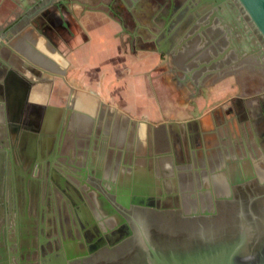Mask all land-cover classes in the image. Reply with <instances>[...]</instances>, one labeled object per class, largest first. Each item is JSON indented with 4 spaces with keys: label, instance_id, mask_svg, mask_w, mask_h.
I'll return each instance as SVG.
<instances>
[{
    "label": "water",
    "instance_id": "95a60500",
    "mask_svg": "<svg viewBox=\"0 0 264 264\" xmlns=\"http://www.w3.org/2000/svg\"><path fill=\"white\" fill-rule=\"evenodd\" d=\"M153 32L201 88L239 81L195 126L74 129L36 107L0 137V264H264V0H43L0 37L63 11Z\"/></svg>",
    "mask_w": 264,
    "mask_h": 264
},
{
    "label": "flooded vegetation",
    "instance_id": "af4514ba",
    "mask_svg": "<svg viewBox=\"0 0 264 264\" xmlns=\"http://www.w3.org/2000/svg\"><path fill=\"white\" fill-rule=\"evenodd\" d=\"M41 1L25 0L18 10L8 8L16 18L6 20L5 27L0 24V37ZM106 27L114 29L112 37L118 43L117 48L133 64V67L124 65L125 75L133 86L135 81L141 82L140 87L156 107L154 112L144 108L138 112L136 107L126 108L117 101L106 100L94 88L96 85L88 84L90 76H86V71L79 77L72 74L74 52L87 46L93 38L91 32ZM27 39L31 40V46L24 43ZM116 60L112 58V66ZM92 73L91 79H97L98 86L105 80L104 75L110 73V86L115 87L121 81L115 68ZM218 94L222 99H215ZM236 94H239V81L201 88L193 79L179 73L171 53L159 50L156 33L127 34L117 23L102 17L64 10L53 33L13 38L11 60L0 70V137L11 134L15 122L24 114L25 97L36 107L50 109L57 115L67 114L68 125L74 129L117 132L131 124L195 126L230 107Z\"/></svg>",
    "mask_w": 264,
    "mask_h": 264
},
{
    "label": "crops",
    "instance_id": "0c3cea01",
    "mask_svg": "<svg viewBox=\"0 0 264 264\" xmlns=\"http://www.w3.org/2000/svg\"><path fill=\"white\" fill-rule=\"evenodd\" d=\"M24 1L25 0H0V24L5 27L6 20L15 19L16 16H13L12 12L8 11V8H14L18 10L23 5V3H25ZM113 30L114 29L111 27H106L103 30L91 32V35H93L92 40L88 42L84 49L81 51H75L73 54L75 69L72 74L75 77H79L81 74H83V72L86 71V76H90V79L87 80L88 84L96 85L97 87L94 86V88L100 92L104 99L117 101L120 105L126 108L136 107L137 111L141 108L151 109L152 113L156 110V107L151 99L147 96V92L140 87L141 82L135 81L136 86H133L132 81L128 80V76L125 75V71H123L125 64L127 66L130 64L131 67H133V64L130 63L128 58L123 55V50L117 48L118 43L112 37ZM24 43L27 47L28 45L31 46V40H24ZM114 57L118 59L116 60V63L118 64L116 65L115 63V66H112L111 61ZM155 59L156 57L152 59L153 66L156 62ZM113 68L118 71L121 80L118 84H116L115 87L110 86L112 85L110 84L112 73L108 75L110 78H107L108 76L104 75L106 78L101 82V86H98L100 84L97 79H91V75H93L92 71H107ZM220 94L215 95V99L220 97L222 99V95L224 93H222V95Z\"/></svg>",
    "mask_w": 264,
    "mask_h": 264
}]
</instances>
